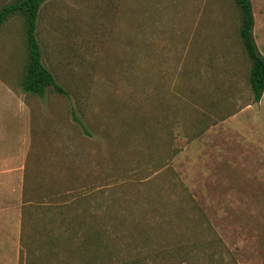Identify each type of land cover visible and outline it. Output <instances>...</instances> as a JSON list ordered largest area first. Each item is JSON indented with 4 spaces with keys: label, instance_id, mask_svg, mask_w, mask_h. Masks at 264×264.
Segmentation results:
<instances>
[{
    "label": "rangeland",
    "instance_id": "374dc122",
    "mask_svg": "<svg viewBox=\"0 0 264 264\" xmlns=\"http://www.w3.org/2000/svg\"><path fill=\"white\" fill-rule=\"evenodd\" d=\"M26 25H0L3 264H264V91L237 1L45 0L35 35L68 96L23 91Z\"/></svg>",
    "mask_w": 264,
    "mask_h": 264
},
{
    "label": "trees",
    "instance_id": "16d2710c",
    "mask_svg": "<svg viewBox=\"0 0 264 264\" xmlns=\"http://www.w3.org/2000/svg\"><path fill=\"white\" fill-rule=\"evenodd\" d=\"M45 0H19L0 9V25L12 14L21 13L26 18V39L28 46V63L25 74L21 81L23 91L35 93L43 98L48 87H52L56 92L68 96L66 90L60 85L51 71L42 61V51L35 35L36 19L38 10ZM243 13V25L241 28L242 41L251 59L252 65L249 72V83L252 96L258 101L264 91V56L258 51L253 38L252 28L254 18L250 0H236ZM73 119L84 128L74 111Z\"/></svg>",
    "mask_w": 264,
    "mask_h": 264
},
{
    "label": "crops",
    "instance_id": "0c3cea01",
    "mask_svg": "<svg viewBox=\"0 0 264 264\" xmlns=\"http://www.w3.org/2000/svg\"><path fill=\"white\" fill-rule=\"evenodd\" d=\"M9 136L7 133L2 134L0 131V161H9ZM17 141V140H16ZM21 143L24 144V137H22ZM6 201V200H5ZM4 200L0 198V264L4 262L2 259L8 255L5 244H10L18 237L19 233V218L16 213L15 206L7 205L3 207ZM11 222V223H10ZM14 231V234L10 235Z\"/></svg>",
    "mask_w": 264,
    "mask_h": 264
}]
</instances>
